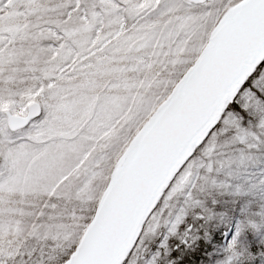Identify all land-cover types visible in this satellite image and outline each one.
Here are the masks:
<instances>
[{
  "label": "snow or ice",
  "instance_id": "obj_1",
  "mask_svg": "<svg viewBox=\"0 0 264 264\" xmlns=\"http://www.w3.org/2000/svg\"><path fill=\"white\" fill-rule=\"evenodd\" d=\"M0 264H264V0H0Z\"/></svg>",
  "mask_w": 264,
  "mask_h": 264
}]
</instances>
